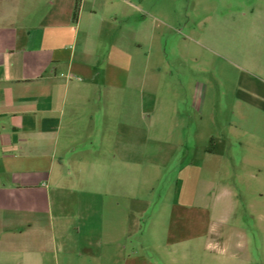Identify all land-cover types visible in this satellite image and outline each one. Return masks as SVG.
I'll return each instance as SVG.
<instances>
[{"label":"rangeland","instance_id":"rangeland-1","mask_svg":"<svg viewBox=\"0 0 264 264\" xmlns=\"http://www.w3.org/2000/svg\"><path fill=\"white\" fill-rule=\"evenodd\" d=\"M92 9L115 17L119 41L136 47L130 79L120 80L118 180L108 175L120 189L100 188L97 126L75 144L86 163L57 192L58 212L94 220L102 200L120 202L135 218L126 249L152 264L222 263L228 235L232 251L246 246L264 264V99L248 80L264 81V0H84V15ZM199 232L198 244L175 241Z\"/></svg>","mask_w":264,"mask_h":264},{"label":"crops","instance_id":"crops-1","mask_svg":"<svg viewBox=\"0 0 264 264\" xmlns=\"http://www.w3.org/2000/svg\"><path fill=\"white\" fill-rule=\"evenodd\" d=\"M74 2L0 0V264H152L138 249H126L124 237L135 218L120 202L102 200V213L93 220L78 211L61 214L57 207L65 202L54 200L57 192L75 186L74 176L86 163L75 144L97 126L103 147L100 188L106 194L120 189L118 182L109 188L108 175L118 180L117 144L125 124L118 95L126 85L120 80L130 79L136 58V47L119 41L115 17L94 9L85 16L81 0L73 20ZM248 80L263 100L264 81ZM108 144H115V153ZM81 222L88 235L83 250L77 241ZM205 235L175 241L198 244ZM231 238L220 237L231 251L216 264H252L246 246L232 251Z\"/></svg>","mask_w":264,"mask_h":264},{"label":"trees","instance_id":"trees-1","mask_svg":"<svg viewBox=\"0 0 264 264\" xmlns=\"http://www.w3.org/2000/svg\"><path fill=\"white\" fill-rule=\"evenodd\" d=\"M81 0H75L74 2V7H73V12H72V18L73 20L76 19L78 11H79V6H80Z\"/></svg>","mask_w":264,"mask_h":264}]
</instances>
